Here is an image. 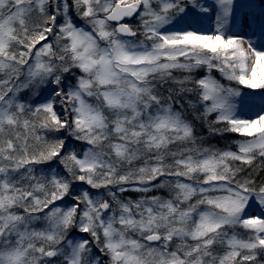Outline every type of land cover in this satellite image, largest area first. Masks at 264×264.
Masks as SVG:
<instances>
[{
    "label": "snow or ice",
    "instance_id": "1",
    "mask_svg": "<svg viewBox=\"0 0 264 264\" xmlns=\"http://www.w3.org/2000/svg\"><path fill=\"white\" fill-rule=\"evenodd\" d=\"M261 171L264 0H0V264H264Z\"/></svg>",
    "mask_w": 264,
    "mask_h": 264
},
{
    "label": "trees",
    "instance_id": "2",
    "mask_svg": "<svg viewBox=\"0 0 264 264\" xmlns=\"http://www.w3.org/2000/svg\"><path fill=\"white\" fill-rule=\"evenodd\" d=\"M198 134H201V135H207V131L206 129L201 132V133H198ZM232 139H234V137L232 136H227L223 139H221L220 137H210L207 141L208 144H213V145H216L218 147H224L226 144H228ZM256 165H259L261 163L260 160H257L256 162ZM260 175H264V171H261L260 172ZM159 194H162V195H166V192L165 193H159Z\"/></svg>",
    "mask_w": 264,
    "mask_h": 264
},
{
    "label": "rangeland",
    "instance_id": "3",
    "mask_svg": "<svg viewBox=\"0 0 264 264\" xmlns=\"http://www.w3.org/2000/svg\"><path fill=\"white\" fill-rule=\"evenodd\" d=\"M202 2H204V0H202ZM207 3H211V0H207ZM254 39H255V37H254ZM254 102H255L256 105L258 106L259 103H260L259 97L254 98Z\"/></svg>",
    "mask_w": 264,
    "mask_h": 264
}]
</instances>
